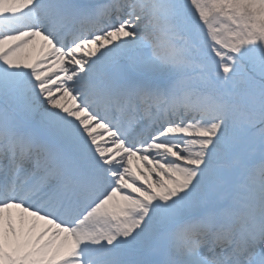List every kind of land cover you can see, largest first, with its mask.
<instances>
[{"label": "snow or ice", "instance_id": "snow-or-ice-1", "mask_svg": "<svg viewBox=\"0 0 264 264\" xmlns=\"http://www.w3.org/2000/svg\"><path fill=\"white\" fill-rule=\"evenodd\" d=\"M0 264H264V0H0Z\"/></svg>", "mask_w": 264, "mask_h": 264}, {"label": "bare ground", "instance_id": "bare-ground-1", "mask_svg": "<svg viewBox=\"0 0 264 264\" xmlns=\"http://www.w3.org/2000/svg\"><path fill=\"white\" fill-rule=\"evenodd\" d=\"M8 45L6 44L5 47H7ZM40 49V51L43 50H46V46L44 45V42L41 40L40 37H36L34 38V40L32 42H30L28 45H26L22 50H19L16 54L17 58L22 62L23 61V58L30 54L34 55L38 50ZM41 53V52H40ZM38 53V54H40ZM66 103L68 104H71L72 101H71V98H67V100L65 101ZM143 170L144 169V166H143ZM13 214L15 215L18 210L17 209H13L12 210ZM45 225L44 223L41 222H38V231L40 230V228H43Z\"/></svg>", "mask_w": 264, "mask_h": 264}, {"label": "rangeland", "instance_id": "rangeland-1", "mask_svg": "<svg viewBox=\"0 0 264 264\" xmlns=\"http://www.w3.org/2000/svg\"><path fill=\"white\" fill-rule=\"evenodd\" d=\"M37 54V53H36ZM37 55H32V54H30V55H28V56H26V58L24 57L23 58V61H22V63H35L42 55H40V56H38V57H36ZM143 166H144V162H142V161H140L139 159H138V156L137 157H133V160H132V165H131V167H132V170L134 171V172H136L137 171V168L139 167V169L141 170V171H143ZM138 174V173H137Z\"/></svg>", "mask_w": 264, "mask_h": 264}]
</instances>
